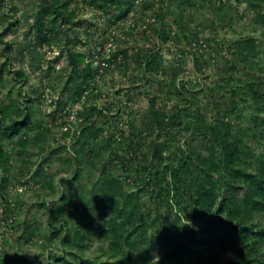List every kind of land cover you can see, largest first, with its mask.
Returning a JSON list of instances; mask_svg holds the SVG:
<instances>
[{"label": "rangeland", "instance_id": "1", "mask_svg": "<svg viewBox=\"0 0 264 264\" xmlns=\"http://www.w3.org/2000/svg\"><path fill=\"white\" fill-rule=\"evenodd\" d=\"M45 2L54 0H0V112L15 104L32 128L13 139L0 137L8 155L0 166V264H101L123 253L130 264H142L148 241L162 233L200 254L199 242L212 236L203 231L211 213L191 196L201 185L222 195L225 183H244L222 166L205 182L209 161L219 165L224 159L205 128L231 124L233 139L250 154L235 168L254 175L264 167V0H121L131 12L115 25L102 0H57L72 22L56 16L40 22L36 13ZM241 40L256 46L255 56L242 58L236 50ZM68 51L84 53V67L90 63L94 71V78L82 82V97L73 84L64 91L73 74ZM156 96L159 109L178 118L160 138L166 144L161 162L152 161L154 137L144 125ZM87 107L96 108L94 115ZM199 109L206 110L202 121ZM80 113L98 118L97 128L79 126ZM22 137L26 147L19 144ZM108 161L126 195L142 191L114 234L107 223L117 208L106 214L111 204L95 184ZM77 174L85 183L58 219L55 208L63 205L67 189L63 179L73 182ZM87 206L95 207L87 239L81 247L69 245L66 236L89 223L81 219ZM244 217L247 226L264 228V212ZM131 230L132 249L113 246ZM259 254L264 260V242ZM202 258L199 264H223L239 255L220 254L215 263Z\"/></svg>", "mask_w": 264, "mask_h": 264}, {"label": "trees", "instance_id": "2", "mask_svg": "<svg viewBox=\"0 0 264 264\" xmlns=\"http://www.w3.org/2000/svg\"><path fill=\"white\" fill-rule=\"evenodd\" d=\"M102 1L109 8V14L113 25L124 20L131 12V7L129 5H124L121 0ZM251 6L252 8H257L254 2H251ZM65 8L66 5L58 6L57 0H54L53 4L48 6L45 2L38 8L36 17L41 22L43 17L56 16L57 18H61L63 22L69 24L72 22V15L67 13ZM50 30L52 29L50 28ZM236 48L243 59H248L256 55V46L249 40L239 41ZM124 54L126 57L128 56V52H124ZM115 57H118V53H115L114 58ZM67 58L73 74L69 77L64 91H69L70 85L73 84L76 95L82 97L85 92L84 83L82 82H88L94 78V71L90 63L84 67V53L68 51ZM150 64V61L147 62V66H150ZM3 74L4 70H1L0 81H2ZM16 75L18 77L22 76L21 73H16ZM176 77L177 75L174 76V78ZM250 87L251 91H253L254 84L250 83ZM158 98L159 97L156 96L151 99L149 110L144 120L145 129L149 131L150 136L154 137V141L150 143L148 150L153 162H161L164 159L163 155L166 150V144L160 141V138L162 134L168 133L167 125L170 122L174 124L178 123L177 117L169 118L166 113L159 109ZM259 98L264 99V95H260ZM235 107L236 102L233 101L231 104V113H234ZM86 110L93 115L96 112V108L93 107H87ZM197 111L199 114L198 118L201 121L204 120L206 110L199 109ZM23 113V109L17 107L15 104L7 106L0 112V137L2 135H7L10 139H13L23 130H32L29 117H23ZM98 114L102 115V111L98 112ZM10 119H12V121ZM8 120L11 122L8 126H5L4 123ZM97 123L98 118H83V113H80L78 124L79 126H83L84 130L87 128L91 130L97 128ZM203 127H205V125H203ZM2 128H4L3 133ZM231 129V124H225L222 121L220 124L213 127L205 128L207 134L212 138L211 145L214 147L219 146L222 149L224 157L223 162L219 165L212 162L213 159L209 161L207 170H205V182H208L212 178V171H218L222 166L225 167L227 171H231L236 178L238 177L244 180V183H225V190H223L222 195L216 193L215 189H208L206 185H201L195 195L191 194V201L195 205L201 208L205 213H211L210 224L208 227H205L203 231L207 229L210 230L212 236H207L206 239L199 242L203 249L200 251V254H197L191 251L188 246L182 245L179 240L170 239L162 233L159 237L152 238L148 241L144 257L145 261L142 264H199L198 261H201V259H203L202 257L209 258L210 261L215 263L220 254L230 253L233 250H237L239 259H230L223 264H264V260L259 256V246L264 242V228L258 229V227L247 226L244 217V212H264V167L254 175L247 173L243 169L235 168L236 165L242 161L243 157H248L250 154L248 149L241 148V141L233 139ZM98 131L102 130L99 129ZM40 136L41 135H39L38 138H40ZM19 144L26 147L28 141L22 137L19 140ZM108 144L110 146V141ZM7 157L8 155L0 143V166L2 162L6 161ZM87 163V165L92 166L95 164L92 159L88 160ZM107 164L108 166L104 165L102 167L100 177L95 184L98 185L99 192L104 196L106 202L111 204L108 211H105L106 214H109L108 212L112 210V207L117 208V216L113 219L111 218L107 223L112 227L109 233L114 234L117 233L118 230V219L124 217L128 218L130 216L127 214L130 209H135L137 199L142 191L126 195L123 192L121 181L115 177L114 171L112 170L114 164L111 161H108ZM109 165L112 166L110 171L108 170ZM79 178L80 175L77 174L73 182L68 179H63L64 184L67 185V189L62 197L63 205L55 208L54 217L60 219L66 216L67 206H69L72 200L71 195L73 191L75 188L77 189L85 183L84 180H80ZM77 182H79V184H76ZM143 182L146 184L149 182V179L145 178ZM144 190L145 189H143V191ZM154 190L155 189H153V191ZM162 190L163 189H156L155 192ZM159 197L162 198L160 194ZM212 209H214V211H211ZM227 210L230 212L228 213ZM69 215L72 219L73 213H69ZM94 215L95 207L87 206L84 209L81 214V219L89 223L82 231L76 232L74 236H66L65 241L69 245L83 246V243L87 239L88 231L92 227L90 220ZM235 222H238V224L234 225ZM139 228L141 227H135V230ZM135 230H131L126 240H122L121 235L118 238V242H112L113 246L119 249L127 246L128 250L132 249L135 243L131 244V239ZM121 243L124 244V247ZM124 251H126V248H124ZM122 255L123 257L121 259L114 257L112 260L110 259L101 264H130L128 262V255L126 253ZM84 263L95 264L90 260H86ZM63 264L70 263L65 262Z\"/></svg>", "mask_w": 264, "mask_h": 264}]
</instances>
